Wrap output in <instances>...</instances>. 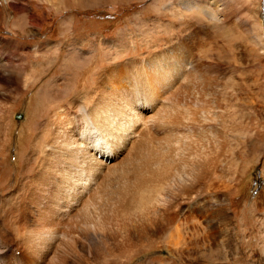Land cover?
<instances>
[{
  "label": "bare ground",
  "instance_id": "obj_1",
  "mask_svg": "<svg viewBox=\"0 0 264 264\" xmlns=\"http://www.w3.org/2000/svg\"><path fill=\"white\" fill-rule=\"evenodd\" d=\"M187 2L188 11H201L197 2ZM189 61L188 51L176 42L145 58L93 67L94 85L75 92L65 109L45 111L42 130L23 154L18 147L31 102L16 120L11 93L18 88L20 69L29 71L22 78L31 86L52 62L27 68L0 58V264H101L105 259L126 264L135 245L144 246L141 260L147 264L149 250L157 248L154 240L164 233L158 247L168 255L162 264L169 255L192 249L205 255V246L221 253L220 260L228 259L230 234L238 230L223 198L229 190L202 192L209 167L223 154L214 138L191 142L182 129L187 118L192 129L198 128L204 89L200 71ZM192 95L194 106L188 107L184 100ZM258 175L254 179L263 180ZM125 249L132 252L126 260L120 257Z\"/></svg>",
  "mask_w": 264,
  "mask_h": 264
},
{
  "label": "rangeland",
  "instance_id": "obj_2",
  "mask_svg": "<svg viewBox=\"0 0 264 264\" xmlns=\"http://www.w3.org/2000/svg\"><path fill=\"white\" fill-rule=\"evenodd\" d=\"M188 1L201 5V11L185 9L187 0H0V58H11L27 68L35 66L33 62L42 67L47 64L43 62H52L48 70L39 71L41 78L31 86H25L22 78L29 71L19 70L11 110L17 111L16 120H22L21 109L29 101L31 113L18 150L29 151L47 112L65 109L75 92L94 85L97 71L93 67L145 58L180 42L193 60L189 62L200 71L204 88L198 103V128L192 129V120L187 118L184 136L191 142L214 138L216 150L223 154L209 167V182L202 192L211 196L229 190L223 198L225 204H231V225L243 234L237 229L231 232L227 260H220L221 253L205 246V255L195 249L182 256L175 253L169 255L167 264H264V178L254 179L258 170L264 177V0ZM73 61L84 66L73 67ZM37 84L43 86L33 89ZM193 97L188 96L184 104L193 107ZM3 107L0 103V109ZM20 168L21 164L18 178ZM10 184L12 179L3 186L9 189ZM212 234L218 238V233ZM166 238L164 233L154 240L157 248L149 250L147 264L163 263L168 254L158 243ZM143 248L135 245L128 260L131 250L117 255L126 264H142ZM105 260L101 264L109 263Z\"/></svg>",
  "mask_w": 264,
  "mask_h": 264
},
{
  "label": "snow or ice",
  "instance_id": "obj_3",
  "mask_svg": "<svg viewBox=\"0 0 264 264\" xmlns=\"http://www.w3.org/2000/svg\"><path fill=\"white\" fill-rule=\"evenodd\" d=\"M259 171V170H258Z\"/></svg>",
  "mask_w": 264,
  "mask_h": 264
}]
</instances>
